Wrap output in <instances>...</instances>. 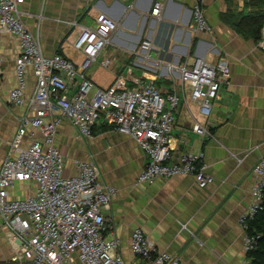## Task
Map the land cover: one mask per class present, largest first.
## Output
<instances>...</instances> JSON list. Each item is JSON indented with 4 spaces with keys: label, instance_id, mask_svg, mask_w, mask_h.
Listing matches in <instances>:
<instances>
[{
    "label": "crops",
    "instance_id": "0c3cea01",
    "mask_svg": "<svg viewBox=\"0 0 264 264\" xmlns=\"http://www.w3.org/2000/svg\"><path fill=\"white\" fill-rule=\"evenodd\" d=\"M163 1L160 20L151 13L154 0H24L19 8L28 27L40 35L46 55L60 51L78 64L84 56L72 45L80 29L73 20L93 24L98 12L106 11L117 21L110 42L86 70L96 86L128 74L129 83L133 84L132 75L152 78L166 91L171 82L180 84V72L171 64L192 62L197 55L216 62L225 54L231 74L211 114H201L198 101L186 90V101L182 96L184 102L175 111L171 131L176 145L172 160H179L186 151H203L204 170L212 180L201 186L194 174L186 173L138 183L148 156L134 137L99 122L91 136H84L58 110L55 144L65 157L64 174L76 173L77 160H93L100 169V180L116 188L110 207L103 212L113 222L107 235L118 238L119 251L127 261L137 259L131 237L136 228H142L159 250L178 254L185 264H249L241 216L253 202L252 187L258 177L254 166L264 157V44L227 21L230 14L251 9L240 0H199L212 34L194 30L197 0ZM147 38L154 46L144 50L141 43ZM19 47L18 36L0 31V169L19 117L28 111L25 104L10 99L17 84ZM105 59H110L107 65ZM35 84L30 68L26 96ZM194 117L211 123L214 137H202L195 131ZM34 132L39 134L37 129ZM28 142L25 138L24 143ZM37 186L34 179L16 180L9 186V195L25 198ZM15 242L0 215V264H18L12 259Z\"/></svg>",
    "mask_w": 264,
    "mask_h": 264
},
{
    "label": "built area",
    "instance_id": "2783aa9c",
    "mask_svg": "<svg viewBox=\"0 0 264 264\" xmlns=\"http://www.w3.org/2000/svg\"><path fill=\"white\" fill-rule=\"evenodd\" d=\"M23 1L0 0V31L20 38L15 57L17 84L10 91V99L14 104H25L28 110L19 117L0 169V215L18 242L14 243L12 259L18 264H185L178 254L159 250L142 228H136L131 237L136 261L125 260L118 238L107 235L113 222L103 212V208L110 207L116 188L100 180V169L93 160H77L76 173L64 174L65 157L55 144L57 111L84 136H91L99 122L134 137L148 156L138 183L156 176L192 173L199 185L205 186L213 177L204 170V152L186 151L179 160H172L176 145L171 131L175 111L179 110L182 96L186 101L188 89L190 98L198 101L200 113L206 117L211 114L222 84L231 74L228 57L221 54L211 62L197 55L192 62L186 59L178 66L171 64L180 72V84L171 82L166 91L152 78L132 75L133 84L129 83L128 74L116 76L106 86H96L86 70L110 42L117 21L106 11H99L93 24L73 20L80 29L72 45L84 56L78 64L60 51L52 55L43 52L40 35L32 32L23 19L19 8ZM164 6L163 0H154V18H163ZM193 14L194 30L212 34L199 0ZM263 36L264 25L261 44ZM153 46L150 38L141 43L144 50ZM109 61L105 59L103 64ZM30 68L36 84L31 95L26 96ZM192 127L202 137H214L211 123L194 117ZM34 129L39 130L38 135ZM25 138H29L28 143H24ZM254 171L258 174L252 187L254 199L241 216L244 228L246 219L262 207L264 157ZM25 179L37 181L35 192L25 198L11 197L9 186ZM254 242L255 236L246 233L247 250Z\"/></svg>",
    "mask_w": 264,
    "mask_h": 264
},
{
    "label": "trees",
    "instance_id": "16d2710c",
    "mask_svg": "<svg viewBox=\"0 0 264 264\" xmlns=\"http://www.w3.org/2000/svg\"><path fill=\"white\" fill-rule=\"evenodd\" d=\"M251 7L237 15L230 14L228 20L236 30L259 40L262 37V26L264 25V0H249L245 7ZM245 231L250 236H255V242L248 249L250 264H264V195L262 207L259 208L254 216L245 221Z\"/></svg>",
    "mask_w": 264,
    "mask_h": 264
},
{
    "label": "rangeland",
    "instance_id": "374dc122",
    "mask_svg": "<svg viewBox=\"0 0 264 264\" xmlns=\"http://www.w3.org/2000/svg\"><path fill=\"white\" fill-rule=\"evenodd\" d=\"M188 94H189V89H188ZM183 102H184L183 99H181V101H180V105H181ZM180 108L182 109L183 106H180ZM175 114H176V113H175Z\"/></svg>",
    "mask_w": 264,
    "mask_h": 264
},
{
    "label": "water",
    "instance_id": "95a60500",
    "mask_svg": "<svg viewBox=\"0 0 264 264\" xmlns=\"http://www.w3.org/2000/svg\"><path fill=\"white\" fill-rule=\"evenodd\" d=\"M204 3H208V0H203Z\"/></svg>",
    "mask_w": 264,
    "mask_h": 264
}]
</instances>
